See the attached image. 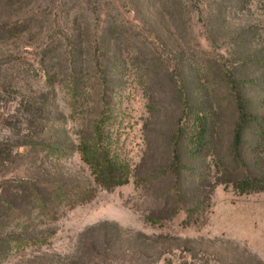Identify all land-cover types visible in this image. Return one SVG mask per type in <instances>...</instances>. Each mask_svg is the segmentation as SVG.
Returning <instances> with one entry per match:
<instances>
[{
	"label": "rangeland",
	"instance_id": "obj_1",
	"mask_svg": "<svg viewBox=\"0 0 264 264\" xmlns=\"http://www.w3.org/2000/svg\"><path fill=\"white\" fill-rule=\"evenodd\" d=\"M247 179L264 0H0V264H264Z\"/></svg>",
	"mask_w": 264,
	"mask_h": 264
},
{
	"label": "trees",
	"instance_id": "obj_2",
	"mask_svg": "<svg viewBox=\"0 0 264 264\" xmlns=\"http://www.w3.org/2000/svg\"><path fill=\"white\" fill-rule=\"evenodd\" d=\"M91 165L94 167L93 173L95 180L100 186L111 189L128 182V176L124 172V168L108 157L100 155L91 163ZM243 184V190L246 192L249 190H264V186H262L261 183H258L256 179H247Z\"/></svg>",
	"mask_w": 264,
	"mask_h": 264
}]
</instances>
